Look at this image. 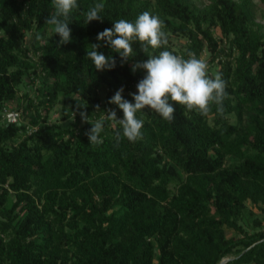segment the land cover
Masks as SVG:
<instances>
[{
  "label": "trees",
  "instance_id": "trees-1",
  "mask_svg": "<svg viewBox=\"0 0 264 264\" xmlns=\"http://www.w3.org/2000/svg\"><path fill=\"white\" fill-rule=\"evenodd\" d=\"M100 2L103 21L86 24V12ZM77 5L70 42L60 44L45 23L52 0H0V264H264V33L252 27L249 2ZM145 11L159 16L168 34L154 54H177L170 35L187 41L186 59L208 50L227 83L226 111L213 106L202 116L174 104L168 121L145 108L137 113L142 139L129 142L119 124L105 120L103 143L90 144L89 123L106 109L124 118L108 103L119 89L134 103L146 72L132 66L147 57L138 41L127 62L100 42L98 51L116 66L97 71L87 51L117 20L134 23ZM30 85L33 97L11 109L20 87ZM59 98L61 122L50 124ZM5 109L18 111L20 122L3 121ZM247 202L259 212L250 230L239 225Z\"/></svg>",
  "mask_w": 264,
  "mask_h": 264
},
{
  "label": "clouds",
  "instance_id": "clouds-1",
  "mask_svg": "<svg viewBox=\"0 0 264 264\" xmlns=\"http://www.w3.org/2000/svg\"><path fill=\"white\" fill-rule=\"evenodd\" d=\"M52 6L54 11L49 14L45 23L54 26V33L61 38L60 44L69 43L71 36L69 17L78 7L77 0H52ZM104 8L103 2L90 7L85 14V23L97 20L102 22L100 13ZM165 27L164 21L159 16L145 11L134 23L126 19L117 20L112 29H105L98 34V43L91 44L87 57L91 59L97 71L112 70L116 66L113 56L98 51L102 46L100 42L115 50L122 62H127L135 55L132 45L138 41L147 59L135 60L132 66L133 73L138 69L146 72L144 78L137 84L138 94H132L134 103L123 98V88L108 101L109 104H114L122 110L124 115L122 120L117 119L115 110L106 109L103 112L104 116L89 123L90 117L87 113L80 112L82 121L91 124L90 131L85 133L90 144L103 143L101 133L105 120L119 124L123 130V137L129 142L142 139L141 129L144 121L137 118V113L145 108L154 110L168 121L174 118V104L195 110L202 116H207L215 106L217 114L224 115L226 110L223 101L227 98V83L219 73L214 77L209 75V65L204 59L197 58L193 52H189L186 59L168 50L161 51L158 55L151 51L167 46L168 34ZM37 39L40 37L38 36ZM96 111H100L99 105L96 106ZM73 114L75 116V113ZM120 136L121 134L117 132V145Z\"/></svg>",
  "mask_w": 264,
  "mask_h": 264
},
{
  "label": "rangeland",
  "instance_id": "rangeland-1",
  "mask_svg": "<svg viewBox=\"0 0 264 264\" xmlns=\"http://www.w3.org/2000/svg\"><path fill=\"white\" fill-rule=\"evenodd\" d=\"M194 4H196L198 7H203L208 0H191ZM237 2H241L242 0H235ZM249 2L248 11L250 12V19L252 21V27L255 30H258L259 33H264V0H246ZM212 33L216 39L220 38V35L218 34L217 29H213ZM187 41L180 37V36H169V46L173 51H175L176 55L184 56L187 48ZM220 43L218 42V47ZM199 58L204 59L208 65H209V75H215L217 67L214 66V64L209 62L210 54L207 49H204L201 53ZM25 81L28 82L26 79ZM35 86V84H34ZM34 86H21L20 87V94L16 100L15 103H13L10 107L11 109L18 108L19 104L22 108L25 107V97L29 96L30 98L33 97V91ZM101 96L103 97V93ZM61 100L62 98H59L56 104L53 106L52 110L50 111L49 117H50V124L53 123H60L61 122ZM27 119V117H26ZM66 124V122H63L62 125ZM230 160L227 159L226 163H229ZM259 216V212L250 204V202L246 203V212L244 214V219L240 221L239 225H241L244 229L250 230L252 227L255 226L254 218L257 219ZM234 233L232 231H226V236L231 237ZM226 260V259H225Z\"/></svg>",
  "mask_w": 264,
  "mask_h": 264
},
{
  "label": "built area",
  "instance_id": "built-area-1",
  "mask_svg": "<svg viewBox=\"0 0 264 264\" xmlns=\"http://www.w3.org/2000/svg\"><path fill=\"white\" fill-rule=\"evenodd\" d=\"M134 88L136 89L137 85H135ZM2 120L5 121L6 123H10V124L20 122V120H21L20 113L18 111H12V110L5 109L3 111ZM36 129L35 128H32L31 130L28 129V132L35 131Z\"/></svg>",
  "mask_w": 264,
  "mask_h": 264
},
{
  "label": "water",
  "instance_id": "water-1",
  "mask_svg": "<svg viewBox=\"0 0 264 264\" xmlns=\"http://www.w3.org/2000/svg\"><path fill=\"white\" fill-rule=\"evenodd\" d=\"M228 260H222L220 264H225Z\"/></svg>",
  "mask_w": 264,
  "mask_h": 264
}]
</instances>
